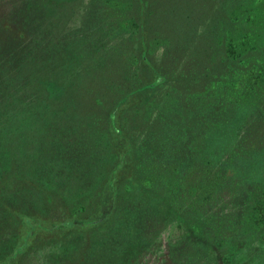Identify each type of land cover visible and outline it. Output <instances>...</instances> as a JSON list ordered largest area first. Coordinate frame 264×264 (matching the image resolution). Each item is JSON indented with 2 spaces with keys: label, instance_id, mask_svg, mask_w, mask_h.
<instances>
[{
  "label": "trees",
  "instance_id": "1",
  "mask_svg": "<svg viewBox=\"0 0 264 264\" xmlns=\"http://www.w3.org/2000/svg\"><path fill=\"white\" fill-rule=\"evenodd\" d=\"M75 1L20 0L12 3L11 11L12 5L8 10L4 0H0V119H8L11 107L22 101L19 96L18 100L10 99L9 94L12 83L19 76L22 81L26 75L25 67L17 64L27 54L30 39L36 38L43 21L56 17ZM94 1L91 7L98 10L99 4ZM131 1L135 4L142 0H122L117 5L109 1L106 5L108 12L116 13V25L125 23L128 29L135 30L140 27V13L132 16L124 12V6L129 7ZM223 1L219 12L226 6ZM230 2L228 17L223 20L218 16L221 26L211 36L223 47L225 59L218 63L203 61L195 66L194 72H188V77L176 79L177 83L187 85L185 103L182 109L174 110L171 118H165V111L158 114L151 130L156 136L148 134L142 145L128 140L110 110L109 131L122 153L121 159L109 169L107 158L98 151L100 147L108 149L109 143L104 139H93L110 134L106 127H91V142L86 144L77 145L72 140L63 156L75 153L71 158L81 161L74 168L76 181L87 184H77L81 188L78 186L74 193L71 189L74 184L60 189L53 184H41L40 178L33 177L29 193L41 194L47 212L38 209L34 201H26L23 195H20L23 205L16 204L17 191L6 189L5 184L0 186V264H17L19 256L30 247L35 232L59 228L77 227L85 232L65 242L67 264H130L133 256L140 254L164 225L174 221L187 229L181 239L168 245L169 264H212L216 251H221L230 239L237 240L241 235L242 240L245 234L250 235V218L244 214L264 215V0ZM116 6H121L120 11L114 9ZM216 43H212L210 51H215ZM51 45L41 47L38 56H45ZM37 59L34 57L22 66L31 64L26 67L34 66L33 71L45 72L42 67L47 63L39 65ZM12 66L13 73L6 76L9 73L4 70ZM191 69L188 67L187 71ZM150 70L157 80H167L161 68ZM120 72L121 77L116 74V86L122 92L117 87L115 99L105 94L107 101L98 97L93 100L103 110L107 102L118 107L128 98L124 82L129 86L134 75L125 80L126 72ZM42 81L46 95L51 94L60 103L55 120L66 113L77 118L81 109L89 108L88 99L80 97L76 89V93L64 91L50 77ZM144 86H139L143 87L141 97L148 94ZM66 124L71 127V121ZM3 131L2 127L0 134ZM2 146L0 149H5ZM16 167L22 165L17 162ZM5 169L6 162L0 158L1 175L7 174ZM123 171H129L128 183L118 184ZM64 172L65 167L61 170ZM62 204L66 216L54 221L52 213ZM78 205L81 217L70 210ZM18 223L27 227V233L19 243L12 244V236L19 234L9 237L8 233ZM254 225L264 227V220L253 219ZM79 238L82 243L76 245Z\"/></svg>",
  "mask_w": 264,
  "mask_h": 264
},
{
  "label": "rangeland",
  "instance_id": "2",
  "mask_svg": "<svg viewBox=\"0 0 264 264\" xmlns=\"http://www.w3.org/2000/svg\"><path fill=\"white\" fill-rule=\"evenodd\" d=\"M17 1L20 0H4V6L9 10L10 5ZM93 1L76 0L57 14L58 16L52 19L48 17L47 21H43L36 32V38L29 41L27 54L17 64L25 67L26 75L22 81V76H19L12 83L9 96L16 100L19 96L22 101L14 108L11 107L8 119H0V130L4 128L0 134V144L5 146V149H0V158L4 159L7 167V174L0 173V186L5 184L6 189L17 191L19 195L16 197H19L14 201L16 204L23 205L20 200V195H23L26 201H34L38 209L47 212L41 194L36 191L29 193L33 177L40 178L41 184H53L60 189L67 188L66 184H74L71 189L75 193L80 186L77 184L87 182L76 181L74 168L77 169L81 161L71 158L75 153H71V156L68 153L67 158L63 156L68 145L73 142L77 145L91 142L93 126L106 127L109 131L110 110L115 113V124L128 140L142 145L148 134L151 133V137L156 136V132L151 131L152 122L160 112L165 111V118L168 119L173 116L175 109H182L187 85L185 82L177 83L176 79L188 77V72H194L195 66L203 61L218 63L225 59L223 47L212 40L211 36L221 26L218 16L223 20L228 17L230 0H225L226 6L220 12L218 9L223 0H142L135 4L131 1L129 7L123 6L128 15L135 16L140 13V27L135 30L128 29L125 23L116 25V13L108 12L107 2L117 5L122 0H95L99 4L98 10L91 7ZM13 8L12 5L11 11ZM114 9L120 11L121 6ZM213 42L216 43L214 52L210 51ZM48 44H53L49 48L51 50H45V56H38L37 53ZM34 57L38 58L39 65L47 63L42 67L46 68L45 72L37 73L33 71L35 68L32 69L34 66L26 67L31 64L22 66ZM40 58L45 61L42 62ZM186 64L187 68L192 69L187 71L186 68L185 72L183 68ZM39 65L36 67L38 71ZM150 67L161 68L167 80H157L150 73ZM13 70L14 66L5 69L4 72L9 73L5 75L9 76ZM121 70L126 72L125 80L129 79V75H134V82H130L129 86L124 82V91L128 98L118 107H112L113 103L107 102L103 110L94 104L95 98L107 101L105 94L113 99L118 96L117 87L120 91L121 88L116 86V74L121 77ZM48 77L55 79L57 86L64 91L75 92L76 89L80 97L88 99L89 108L81 109L77 118H70L66 113L58 115L55 120L60 103L56 97L48 93L46 95L44 91L45 83L42 79ZM144 84L148 94L141 97L143 87L139 86ZM68 121H71L70 128L66 124ZM102 127L99 128L103 129ZM81 128L85 130H80ZM109 133L102 138L98 135L93 139H104L109 143L110 150L105 151L100 147L98 151L103 158H107L110 169L114 162L121 159L122 153L115 146L113 134L110 131ZM17 162L22 168L16 167ZM68 166L71 167L70 171ZM64 167L66 172L62 174ZM17 172L20 173L19 176ZM128 173L129 171H123L120 174L118 184L128 183ZM48 176L51 181H48ZM78 207L79 205L74 206L70 210L81 217ZM52 214L54 221L64 219L66 213L63 204L58 205ZM252 215L254 220L258 217L264 220L263 213H245V218H250L251 222L248 229L250 235L245 234L242 240H239L241 235L237 240L230 239L221 251H216L212 264L264 262V227L253 226ZM186 229L180 227L176 221L164 225L160 234L148 242L140 254L133 256L130 264H169L167 247L181 239ZM17 233L19 237L15 235ZM26 233L27 227L18 223L11 228L8 235L16 236H12L11 241L16 244ZM84 233L77 227L35 232L30 247L19 256L17 264H67L69 257L64 254L65 242ZM81 239L75 244L78 245L79 242L80 245Z\"/></svg>",
  "mask_w": 264,
  "mask_h": 264
}]
</instances>
